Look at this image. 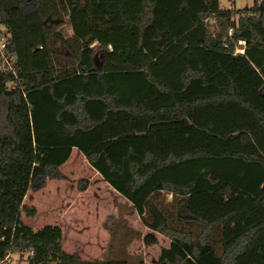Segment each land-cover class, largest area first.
<instances>
[{"label":"trees","instance_id":"obj_1","mask_svg":"<svg viewBox=\"0 0 264 264\" xmlns=\"http://www.w3.org/2000/svg\"><path fill=\"white\" fill-rule=\"evenodd\" d=\"M219 1L0 0V261L144 264L81 260L21 221L76 149L168 239L155 264H264V0Z\"/></svg>","mask_w":264,"mask_h":264},{"label":"rangeland","instance_id":"obj_2","mask_svg":"<svg viewBox=\"0 0 264 264\" xmlns=\"http://www.w3.org/2000/svg\"><path fill=\"white\" fill-rule=\"evenodd\" d=\"M253 1L220 0L219 6L223 10H245L253 6ZM60 31L65 38L72 36L67 23ZM243 45L237 43L235 54L241 53ZM58 50L65 52L61 45ZM101 58L102 51L96 49L97 65ZM58 174L59 178L47 177L41 187L27 192L23 205L35 209V215L28 217L21 211L23 224L33 230L59 226L62 250L84 261H102L110 253L114 258L125 252L130 261L140 258L144 264L156 263L160 250L168 247V239L145 229L130 204L101 180L76 149ZM163 197L166 202L172 200L171 195L162 194ZM147 235L154 237L156 243L147 244ZM26 257L11 254L7 264H27Z\"/></svg>","mask_w":264,"mask_h":264},{"label":"built area","instance_id":"obj_3","mask_svg":"<svg viewBox=\"0 0 264 264\" xmlns=\"http://www.w3.org/2000/svg\"><path fill=\"white\" fill-rule=\"evenodd\" d=\"M6 40H7V34L4 27H0V59L3 61L2 64V71H11L13 62L12 60L6 55ZM10 260V257L7 256L3 261H0V264H7V262Z\"/></svg>","mask_w":264,"mask_h":264},{"label":"crops","instance_id":"obj_4","mask_svg":"<svg viewBox=\"0 0 264 264\" xmlns=\"http://www.w3.org/2000/svg\"><path fill=\"white\" fill-rule=\"evenodd\" d=\"M93 170V169H92ZM96 173V172H95ZM97 174V173H96ZM98 175V174H97ZM99 176V175H98ZM100 177V176H99ZM101 178V177H100ZM101 180L105 183V184H107L102 178H101ZM112 189V188H111ZM113 190V189H112Z\"/></svg>","mask_w":264,"mask_h":264},{"label":"bare ground","instance_id":"obj_5","mask_svg":"<svg viewBox=\"0 0 264 264\" xmlns=\"http://www.w3.org/2000/svg\"><path fill=\"white\" fill-rule=\"evenodd\" d=\"M239 52H243V50H239Z\"/></svg>","mask_w":264,"mask_h":264},{"label":"water","instance_id":"obj_6","mask_svg":"<svg viewBox=\"0 0 264 264\" xmlns=\"http://www.w3.org/2000/svg\"><path fill=\"white\" fill-rule=\"evenodd\" d=\"M244 44V43H243ZM239 54H243V52L239 53Z\"/></svg>","mask_w":264,"mask_h":264}]
</instances>
